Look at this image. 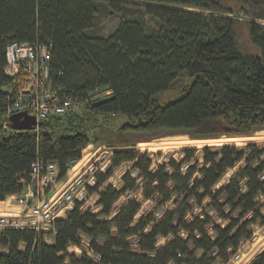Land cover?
Masks as SVG:
<instances>
[{
    "label": "trees",
    "instance_id": "16d2710c",
    "mask_svg": "<svg viewBox=\"0 0 264 264\" xmlns=\"http://www.w3.org/2000/svg\"><path fill=\"white\" fill-rule=\"evenodd\" d=\"M103 11L137 16L120 20L106 35L92 34ZM260 19L264 0H0V200L23 191L33 162L55 161L64 176L71 161L97 139L91 133L96 120L118 129L120 146L129 144L126 132L204 138L264 129ZM238 24H245L257 53L240 48ZM13 40L49 46L54 87L82 99L80 114L54 116L27 130L3 128L5 121L10 124L5 89L16 80L4 71V50ZM180 79L175 97L160 103V93ZM105 88L107 97L85 102ZM195 151L185 148L183 158L152 169L147 155L113 148L110 167L96 172L93 186L87 187L97 192L99 210H81L76 201L64 219L54 221L52 243L31 229H1L0 264L226 262L241 240L252 237L251 227L264 223L259 199L264 194V144L203 147L202 162L189 165ZM123 161L132 166L121 186H102ZM239 161L237 172L215 188ZM138 186L144 199L157 197V205L172 206L158 219L153 212L135 217L140 203L134 198L115 208L126 191ZM204 199L205 208L195 214L193 208L203 206ZM82 236L89 239L91 255L85 248L68 253L70 245L81 247ZM160 238H165L161 245ZM246 264H264V246Z\"/></svg>",
    "mask_w": 264,
    "mask_h": 264
},
{
    "label": "built area",
    "instance_id": "2783aa9c",
    "mask_svg": "<svg viewBox=\"0 0 264 264\" xmlns=\"http://www.w3.org/2000/svg\"><path fill=\"white\" fill-rule=\"evenodd\" d=\"M4 58L5 73L16 79L7 88L8 106L5 119L13 112L22 110L34 115L37 122L49 120L54 116L82 112L83 101L81 98L66 93L59 86L54 87V73L49 62L50 54L47 44L37 41L13 40L5 45ZM3 128L12 129L6 121ZM90 158L91 153L88 152L87 160ZM80 159H83V156ZM80 159H77L78 161L74 164L70 163L72 169L78 165ZM186 167L187 164H184L182 169ZM73 175L76 177L71 181L61 183L65 175L59 176V168L55 161L33 162L28 177L23 180V191L20 194L9 196L24 209L0 212V230L8 228L31 229L42 234L47 243H52L57 232L54 225L55 220L64 219L67 211L73 207L76 201L80 202L81 210H89L90 207L85 202V197L88 196L87 182L83 181L84 178H82V173L79 174V170L75 171ZM259 199L264 202V194ZM82 200L84 201L82 202ZM93 205L94 208L90 211L95 212L99 207L96 202ZM162 213L163 210L156 215L160 216ZM82 238L87 240L82 244L86 253L89 254L90 251L87 248L89 239L85 236ZM78 248L79 246H75V249ZM1 251H5V249L1 248ZM78 254H80V250Z\"/></svg>",
    "mask_w": 264,
    "mask_h": 264
},
{
    "label": "rangeland",
    "instance_id": "374dc122",
    "mask_svg": "<svg viewBox=\"0 0 264 264\" xmlns=\"http://www.w3.org/2000/svg\"><path fill=\"white\" fill-rule=\"evenodd\" d=\"M139 1V0H136ZM228 3H231V0H228ZM137 14L130 12L127 13L125 16L122 14H110L107 11H103L98 14L96 17V22L94 27L90 30L92 34H100L106 35L110 33L118 24V22L125 18H134ZM144 20L148 24H153L154 21L149 17H144ZM244 20L243 18L241 19ZM260 22L264 24V19H260ZM238 31V40L239 46L244 53H257V48L250 43L247 29L245 24H238L237 25ZM184 80V79H183ZM182 79L177 81L172 89L164 90L158 96V100L160 103H164L168 100H171L175 97L177 93V87L182 83ZM6 88V87H5ZM7 90V89H5ZM110 91L105 88L99 94H89L85 102H95L101 98H105L109 95ZM84 104V103H83ZM92 134H94L95 138L100 140H94V142L90 143L91 145H87L84 150L81 152V157L78 165L72 169V164L77 162L78 160H74L71 162L69 166V171L66 172L65 176L62 178L61 183L66 181H71L76 176L73 175L75 171L79 170V174L82 173V178L84 182H87V187L93 186L95 182L94 175L96 172H104L107 168L110 167V160L113 154V148H127L130 150H134L138 153L147 155L151 161V168L155 169L158 164H162L167 162L170 159L179 160L183 158L184 153L182 152L185 148H195L196 151L194 153V157L188 160V164L192 165L194 162L200 164L202 162V148L209 147L212 149H216L221 145L230 144L235 145L238 148H243L249 143H253L256 146H261L264 144V129L254 130L249 135L245 134H235V135H226L221 134L215 137H204V138H195L190 136L188 133H179V134H160L157 136H149L150 134L142 133V132H126L124 133L126 136L128 145H121L120 142L123 141L117 133V128H112L107 124H101L99 121L96 120L95 128L92 129ZM108 141V142H107ZM114 143V146H110L107 143L111 144ZM91 153V158L87 160V153ZM197 160H196V159ZM242 165V161L237 162L232 168H229L218 183L215 185V188H219L222 184L228 182L230 177H232L239 167ZM132 161H123L117 167L114 168L112 175L102 184L105 186L107 184H112L115 187L121 186V177L122 175L131 169ZM134 172V171H132ZM93 177V178H92ZM140 184V181H139ZM86 188V187H85ZM88 192V196L85 197V202L87 205H90L89 210L94 208L95 202L98 199L97 192ZM10 196V195H9ZM7 196L5 199L0 200V212H9L15 211L13 205L16 203L15 199L12 197ZM136 199L140 203V209L135 215L138 217L140 214L153 212L154 219H158L160 216L156 215L159 211L163 210L166 206L171 207L172 203H167L165 205H157L158 198H149L144 199L141 193L140 186L135 189L126 191L114 204L115 208L119 207L123 202L128 199ZM84 200H82L83 202ZM208 199L203 200V206L201 207H194L193 212L199 213L205 208V204L207 203ZM264 201V200H263ZM262 202V201H261ZM264 206V202H262ZM9 208V209H7ZM13 208V209H12ZM96 210H99L96 209ZM95 210V211H96ZM264 214V208H263ZM208 212L214 217L213 210H208ZM219 222V220H218ZM252 237L249 239L241 240L239 243L238 248L236 251L230 256V258L226 262H216V264H246L251 258L264 246V223H255L252 227ZM87 241L83 238V243ZM134 241V240H133ZM159 245L165 242V238L159 239ZM83 247L75 249L74 245H70L67 248L68 253H75L78 254V251ZM88 255H91L90 252ZM95 258H98L95 255ZM63 264H70V261L67 259Z\"/></svg>",
    "mask_w": 264,
    "mask_h": 264
},
{
    "label": "water",
    "instance_id": "95a60500",
    "mask_svg": "<svg viewBox=\"0 0 264 264\" xmlns=\"http://www.w3.org/2000/svg\"><path fill=\"white\" fill-rule=\"evenodd\" d=\"M8 119L10 125L18 130H27L35 127L39 123L36 121L34 115L29 114L25 110L13 112Z\"/></svg>",
    "mask_w": 264,
    "mask_h": 264
},
{
    "label": "crops",
    "instance_id": "0c3cea01",
    "mask_svg": "<svg viewBox=\"0 0 264 264\" xmlns=\"http://www.w3.org/2000/svg\"><path fill=\"white\" fill-rule=\"evenodd\" d=\"M13 207H14V209H16L15 211H21V210L24 209L23 206L18 205L17 203H14ZM7 209H9V208H7ZM12 209H13V208H12Z\"/></svg>",
    "mask_w": 264,
    "mask_h": 264
},
{
    "label": "clouds",
    "instance_id": "9594fccd",
    "mask_svg": "<svg viewBox=\"0 0 264 264\" xmlns=\"http://www.w3.org/2000/svg\"><path fill=\"white\" fill-rule=\"evenodd\" d=\"M88 145H89V144H88ZM83 150H84V149H83ZM83 150H82V151H83ZM66 172H67V171H66ZM65 174H66V173H65Z\"/></svg>",
    "mask_w": 264,
    "mask_h": 264
},
{
    "label": "bare ground",
    "instance_id": "6f19581e",
    "mask_svg": "<svg viewBox=\"0 0 264 264\" xmlns=\"http://www.w3.org/2000/svg\"><path fill=\"white\" fill-rule=\"evenodd\" d=\"M9 120V119H8ZM10 122V121H9ZM12 127V126H11ZM18 130V129H17Z\"/></svg>",
    "mask_w": 264,
    "mask_h": 264
}]
</instances>
